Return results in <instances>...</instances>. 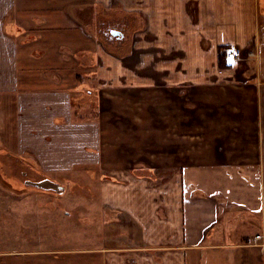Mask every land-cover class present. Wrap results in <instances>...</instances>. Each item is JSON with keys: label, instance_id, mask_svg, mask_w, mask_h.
Returning <instances> with one entry per match:
<instances>
[{"label": "crops", "instance_id": "crops-1", "mask_svg": "<svg viewBox=\"0 0 264 264\" xmlns=\"http://www.w3.org/2000/svg\"><path fill=\"white\" fill-rule=\"evenodd\" d=\"M91 1L146 15L148 26L134 32L131 51L148 75L132 69L135 57L123 64L99 46L81 24L89 0H0L3 149L30 158L52 178L100 167L99 176H110L99 184L100 205L128 214L127 228L145 251L106 245L103 225L100 264H199L204 252L223 250L229 264L256 254L264 260L254 244L255 236L264 238V0ZM229 45L253 46L257 56L221 67ZM91 81L118 108L120 92L142 91L144 107H136L138 95L130 97L129 148L118 137L119 151L107 155L109 112L74 118ZM147 131L163 139L155 143ZM236 213L251 215L236 228L233 218L223 221ZM250 222L262 233L245 234Z\"/></svg>", "mask_w": 264, "mask_h": 264}, {"label": "rangeland", "instance_id": "rangeland-1", "mask_svg": "<svg viewBox=\"0 0 264 264\" xmlns=\"http://www.w3.org/2000/svg\"><path fill=\"white\" fill-rule=\"evenodd\" d=\"M86 5L89 6V10L85 11L84 8L85 12L82 18L84 24L80 17L78 19L91 32L97 44L105 47L108 52L121 57L120 60L123 64H128V60L135 57V63L132 61L133 66L129 65L137 74L148 75L143 72L144 69H138L137 58L131 51L135 33H132V30L129 32L130 22L120 21V18L115 19L116 12L114 11L119 9L118 11L141 16L143 29L148 26L146 15L142 12L127 11L123 6L115 3L107 5L89 0ZM28 6L32 5H26V9L29 8ZM75 21L80 25L78 20L75 19ZM133 24L134 22L132 27ZM109 29L120 32L123 39L109 33ZM120 43L123 45H119ZM85 64L87 63L85 62ZM87 68L92 70L94 65ZM90 85V90L83 86L85 97L80 98L79 102H75L74 118L86 119L89 117L96 120L99 112H109L105 120L107 126L104 123L103 131L107 155L112 154L116 149L119 151V146L115 145L118 137L129 148L131 143L126 139L128 138L126 128L130 126L129 123L131 124L128 109L132 107L133 102L130 97L138 95V98H134L138 99L136 107L143 106L145 100L141 97L144 95L139 97L142 91H130L134 93L133 95L128 91L120 92L124 96L118 97L117 100L121 101L123 107L118 108L116 101L110 102L109 98H106V96L110 97L108 93L104 97L99 95L100 90L99 87L97 89L96 81H91ZM76 98L78 99V97ZM189 104L190 102L186 105L189 106ZM8 109L11 111L10 105ZM8 116L10 121H7V124L11 127L12 111ZM154 124L159 127L162 125L160 119H156ZM132 125L139 126L134 123ZM147 132L149 138L156 137L152 139L155 143H159L163 139L162 136L157 135V132ZM154 142L150 143L155 144ZM2 144L5 145L0 139V264H100L103 252L98 248L105 245V243L101 244L102 238L100 237L104 233L103 225L106 229L108 228L106 231L109 232V234L106 233V245H113L114 248H119V251H145L143 248L145 245L135 240L133 232L131 233V230L127 228L130 223L128 214L123 210L108 213L101 207L99 184L103 180L111 179L109 175L99 176L103 168L89 171L78 170L70 174L54 175L52 178L47 172L35 166L30 158L18 157V160L15 150L5 151ZM8 145L10 144L6 143V146ZM160 145H150V148L160 151L164 148ZM174 147H176L174 144H169L168 148ZM107 161H112V158L107 157ZM130 163H132L131 159L125 162V165ZM147 163L154 166L148 161ZM48 182L58 184L63 189H56V191L55 187L52 188L50 184L46 186ZM236 214L237 216L226 214L223 221L227 222L228 218H233V227L236 228L240 221H245L243 219L249 218L251 215L249 213L241 217L238 216V213ZM261 229L262 227L259 225L250 222L244 227V232L254 236L256 233H262ZM227 239L230 240V237ZM254 244L257 245V248L259 246L264 249V238L260 235L255 236ZM96 246L98 247L96 248ZM88 248L95 249L98 253L97 256L90 255L92 251L86 252ZM44 249L47 253L41 251L44 253L41 254L39 250ZM82 249H84L83 254ZM201 255L203 260L199 264H227L223 261L225 257H227L228 264L230 262L228 250L206 251ZM256 255V258H247L245 264H263L264 260L259 254Z\"/></svg>", "mask_w": 264, "mask_h": 264}, {"label": "trees", "instance_id": "trees-1", "mask_svg": "<svg viewBox=\"0 0 264 264\" xmlns=\"http://www.w3.org/2000/svg\"><path fill=\"white\" fill-rule=\"evenodd\" d=\"M119 10V9H118ZM118 10H115L114 12L115 13V19H118L120 18L119 20L122 21H129L130 22V28H129V32L132 30V33L133 32H136V31H139V30H142L143 29V20H142V17L139 16V15H135L134 13H125V12H122V11H118ZM134 22L133 24V27H132V23ZM122 41V40H121ZM122 43V42H121ZM119 44V45H123V44ZM225 56L222 55L219 59V65L221 67H224V62H225Z\"/></svg>", "mask_w": 264, "mask_h": 264}, {"label": "built area", "instance_id": "built-area-1", "mask_svg": "<svg viewBox=\"0 0 264 264\" xmlns=\"http://www.w3.org/2000/svg\"><path fill=\"white\" fill-rule=\"evenodd\" d=\"M224 54L228 61L243 59L244 55L246 58H254L257 56L256 50L253 46L241 49L238 46L230 45L224 49Z\"/></svg>", "mask_w": 264, "mask_h": 264}, {"label": "water", "instance_id": "water-1", "mask_svg": "<svg viewBox=\"0 0 264 264\" xmlns=\"http://www.w3.org/2000/svg\"><path fill=\"white\" fill-rule=\"evenodd\" d=\"M114 32V34L115 35H119V32L118 31H113ZM48 184H50V186L52 187V188H54L55 187V190L56 189H58V190H62L63 189V187H60L58 184H55V183H53V182H48L47 184H46V186L48 185ZM39 186H40V184H38ZM43 186H45V185H43ZM49 186V187H50ZM45 188V187H44ZM57 191V190H56Z\"/></svg>", "mask_w": 264, "mask_h": 264}, {"label": "flooded vegetation", "instance_id": "flooded-vegetation-1", "mask_svg": "<svg viewBox=\"0 0 264 264\" xmlns=\"http://www.w3.org/2000/svg\"><path fill=\"white\" fill-rule=\"evenodd\" d=\"M109 33L115 35L114 32H113V30H111V29H109ZM115 36L118 37V38L123 39L122 34L120 32H119V35H115Z\"/></svg>", "mask_w": 264, "mask_h": 264}]
</instances>
